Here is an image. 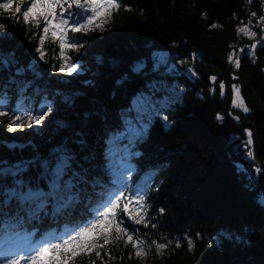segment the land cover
Segmentation results:
<instances>
[{
  "label": "trees",
  "instance_id": "obj_1",
  "mask_svg": "<svg viewBox=\"0 0 264 264\" xmlns=\"http://www.w3.org/2000/svg\"><path fill=\"white\" fill-rule=\"evenodd\" d=\"M119 3L113 33L86 35L103 44L87 66L90 75L73 78L52 71L58 57L46 41L45 58L35 65L39 28L0 10L6 26L0 34V97L10 96L6 106L12 111L31 91L35 96L26 104L46 97L59 110L53 130L24 145L4 142L8 117L0 123V242L23 234L50 239L53 232L63 234L90 220L111 189L107 149L125 140L128 149L121 156L132 168L131 185L145 196L148 226L124 214L123 225L149 243L172 241L163 255L152 247L146 264H264V34L253 55L247 49L255 43L237 33L251 18L264 17V0ZM160 51L193 61L195 76L165 70L156 56ZM231 53L239 57V68L229 62ZM32 67L42 77L28 85ZM153 81H175L183 89L179 99L147 126L114 139L126 127L122 115L132 112L134 96ZM234 87L249 112L233 106ZM248 131L253 143L246 147ZM61 160L63 191L52 195L53 171ZM29 189L46 194L42 207L24 200L18 205L21 199L7 195ZM107 247L115 260L102 251L103 260L93 254L76 264L90 259L136 264L130 244Z\"/></svg>",
  "mask_w": 264,
  "mask_h": 264
},
{
  "label": "snow or ice",
  "instance_id": "obj_2",
  "mask_svg": "<svg viewBox=\"0 0 264 264\" xmlns=\"http://www.w3.org/2000/svg\"><path fill=\"white\" fill-rule=\"evenodd\" d=\"M73 7L79 10L75 13L80 18L79 20L73 19V14L68 12ZM120 7L119 0H27V3H24L23 0H0V10L14 11L16 15L11 17L13 19H18L22 16L25 24L30 23L36 28H40L41 21H43L42 31L44 35L40 37V45H44L45 38L51 33L59 42L60 56L64 61L60 64L59 71L68 72L69 74L77 71V65L71 62L65 53V49H78L83 45L69 41L68 32L86 33L103 29L107 20L112 17V13L119 10ZM66 13L67 16L65 15ZM255 15L256 13H252V16ZM260 22H264V17H260ZM250 24L251 21L243 27H238L237 33L255 37L257 33L251 30ZM5 27L4 24H0V30ZM210 27L217 28L220 25L212 24ZM256 46V44L251 45L250 52L253 55ZM37 51L39 52L40 60H44L45 53L42 47L38 48ZM228 59L236 68L240 67V59L235 53H231ZM211 79L215 81L216 78L212 77ZM220 90L221 95H223V83L220 84ZM234 93L233 106L242 109L245 113L249 112L250 109L241 97L238 87H234ZM4 116L9 117V131H14L22 125L28 127H31L32 124L38 125L44 119L43 115H32L30 111L24 115H12L0 110V117ZM217 118L222 119L219 115ZM247 136L246 147L253 143L251 131H248ZM247 156L253 157V152L249 150ZM65 167L66 162L61 160L53 171L52 195H57L63 191L61 188V176ZM115 183L117 191L111 193L107 201L96 208L95 216L82 225L66 230L63 234L53 232L49 240L39 243L29 236H23V244L21 246L0 242V264H76L78 258L83 260L84 257H91L93 254L96 259L103 260L102 251L104 255L108 256L109 260H115L116 257L111 255L107 246L118 244L121 241H123L125 246L130 244L135 256L138 258H146L152 247L155 248L157 254L163 255L164 250L168 248L172 241L169 240L167 243H162L152 240L149 243L141 238L137 232L129 231L123 225V220L120 219L121 213H123L135 224H143L147 227L145 196L140 195L139 190H137L134 196L124 197L123 192L120 191L125 186L123 176L118 177ZM7 195L13 199L19 198L25 202L36 204L37 207H42L46 199L45 193L32 191L31 189L26 193L13 191ZM122 198L128 202L123 203L121 207ZM66 199L70 201L71 197ZM133 201L137 205L135 208L130 207ZM152 227H155V225H152ZM179 246L180 244L177 242L176 247ZM188 246L189 249L192 248L191 240L188 241ZM87 264H96V261L95 259H90ZM104 264H107V261Z\"/></svg>",
  "mask_w": 264,
  "mask_h": 264
},
{
  "label": "rangeland",
  "instance_id": "obj_3",
  "mask_svg": "<svg viewBox=\"0 0 264 264\" xmlns=\"http://www.w3.org/2000/svg\"><path fill=\"white\" fill-rule=\"evenodd\" d=\"M24 3H27V0H23ZM79 10L73 7L72 9H69L68 12L73 14V19L79 20L80 18L75 15L76 12ZM118 11H115L112 13V17L107 20L105 26L103 29H97L94 31H88L86 33L83 32H76L73 33L71 31L68 32V39L69 41L77 42L78 44H82V47H79L78 49L75 48H67L65 49L66 55L70 58L72 63H76L77 65V71L69 74L68 72H60L59 66L61 63H63V59L60 56V47L59 42L56 38H54L51 33L48 34V36L45 38V41L48 43H51V46L54 48L58 57L57 62L55 65L52 66V71L61 76L62 78H73L78 75L81 76H88L90 75V68L89 66L90 62H94L97 59L98 49L102 47V42L100 40H96L94 38L86 37V35H90L92 33L103 36L106 34L113 33L115 29L118 27ZM7 13H14V11H7ZM67 16V13L65 14ZM260 17L262 16H255L251 18L249 21H251V24L249 27L252 31L256 32L255 37H249L253 43L260 42V35L264 34V22H260ZM22 18V16H21ZM248 21V22H249ZM246 22L245 24H248ZM30 24V23H29ZM244 24V25H245ZM243 25V26H244ZM43 21H41V26L39 28V32L37 34V43L34 49V64L39 65L43 60H40L39 58V52L37 51L38 48L42 47L43 52L46 54L45 48L40 45V37L44 35L43 31ZM2 30H0L1 34ZM251 46H248V51L250 52ZM74 53H83L80 55H73ZM251 53V52H250ZM174 54H170L167 51H160L156 53V56L158 58V63L164 64V69L167 70L170 73H176L181 74L185 73L188 76H195V69L192 64L193 61L187 59V57H178L174 58ZM45 58V57H44ZM86 61V62H83ZM15 71L21 69V67L14 66L13 68ZM34 67L29 70L33 72V75L31 74V79L28 81V85L32 84L34 81L41 80L42 75L38 72L34 71ZM24 72L25 69H22ZM43 79V78H42ZM44 83L46 79H43ZM29 86L23 87V89H27ZM21 89V90H23ZM52 89V88H51ZM182 88L175 82V81H160L151 82L147 88H142L139 92H137L136 96H134L133 101L130 103V108L132 109V112L129 111L128 113L122 115V118L126 121V127L124 128V131H121L119 134L116 135L114 139H121L126 130L129 131H138L141 127H145L148 125L149 120L155 116L160 115L163 113V110L168 107L170 103L175 102L179 99ZM56 92V91H54ZM27 95L25 96V94ZM61 95V92H59ZM34 94L31 91H25L21 96L19 103L15 104L12 108V111L8 109L6 106L7 102H10V96H1L0 97V110L6 111L12 115H24L27 112H31L32 115H43L44 119L41 121L40 124H32L31 127H28L26 125H22L19 128H16L14 131H9L10 123H9V117L7 118L6 125L3 129V136L1 137L4 142L9 144L10 146H16V145H24L28 142H31L34 135L38 136H44L47 133L51 132L53 130L54 122L56 121V116L59 113V110H57L56 105L51 100L46 99V97L40 99L37 104H31L28 105L24 101L26 99L32 100L34 98ZM235 98V93L233 95V100ZM36 102V100H35ZM4 117H0V123L3 121ZM18 123H20L18 121ZM122 141V143H121ZM108 148V147H107ZM128 147L125 143V140H118V143L114 140L109 148L107 149V155L110 157V163L111 168L113 171L112 177L109 179V182L111 184V189L108 190L106 196L107 199L110 196L111 193L117 191V185L115 181L118 177L123 176L124 177V184L125 186L120 189V191L123 192V196L125 197H132L134 194L137 193V190H139V193L141 189L139 187H135L131 185L130 183V176L132 168L131 166L123 159L122 152L127 151ZM120 151V152H119ZM122 151V152H121ZM130 188V191L128 194H125L124 192L126 189ZM23 200H20L17 204L19 205ZM128 202L127 200H124L122 198L121 200V207L123 206V203ZM133 203V202H132ZM132 203L130 204V207H132ZM17 205V206H18ZM96 209L91 213L90 219H92L96 212ZM123 213H121V218ZM127 216V215H126ZM128 217V216H127ZM129 218V217H128ZM23 236H29L31 239H33L32 235H21L20 237L15 236L10 241L4 243L9 245H15V246H21L23 244ZM49 240L48 238H37L35 241L42 242ZM23 254V253H21ZM148 261V256L146 258H138L136 260V264H146Z\"/></svg>",
  "mask_w": 264,
  "mask_h": 264
}]
</instances>
